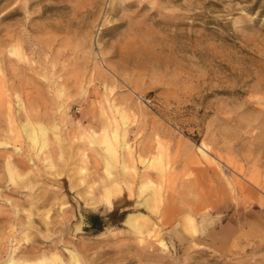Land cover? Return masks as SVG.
<instances>
[{
  "label": "rangeland",
  "instance_id": "rangeland-1",
  "mask_svg": "<svg viewBox=\"0 0 264 264\" xmlns=\"http://www.w3.org/2000/svg\"><path fill=\"white\" fill-rule=\"evenodd\" d=\"M72 254L264 264V0H0V264Z\"/></svg>",
  "mask_w": 264,
  "mask_h": 264
},
{
  "label": "bare ground",
  "instance_id": "bare-ground-1",
  "mask_svg": "<svg viewBox=\"0 0 264 264\" xmlns=\"http://www.w3.org/2000/svg\"><path fill=\"white\" fill-rule=\"evenodd\" d=\"M21 48V47H20ZM116 119V118H115ZM125 119V118H124ZM123 120V119H122ZM123 123H125V122H123ZM121 124H122V122H121ZM32 127V126H31ZM34 127V126H33ZM40 128V127H39ZM33 128H31L30 130H29V134H30V137L33 139V140H35V136H34V129L32 130ZM42 129V128H41ZM40 130V129H39ZM41 131V130H40ZM118 131V130H117ZM120 131H123V130H120ZM120 131H118V133L120 134ZM125 131V130H124ZM114 132V131H113ZM45 134V133H44ZM112 134V133H111ZM119 134H116V135H114L113 137H110L109 135V137H105V141H106V144H107V155H109L113 160H114V158H115V160H116V157H117V148H119L118 146L117 147H115L114 146V142L113 141H116L117 140V135H118V137H119ZM122 134V133H121ZM107 135V134H106ZM113 135V134H112ZM111 135V136H112ZM43 136V135H42ZM121 136V135H120ZM95 137V136H94ZM124 137H126V135L124 136ZM37 138V137H36ZM45 138V137H44ZM123 138V137H122ZM122 138H120V139H122ZM124 140H125V138H123ZM122 139V140H123ZM42 141H44V140H42ZM126 141V140H125ZM125 141H121V144L123 143V142H125ZM44 143H45V141H44ZM43 144V143H42ZM105 144V145H106ZM118 144V143H117ZM45 145V144H44ZM119 145H120V143H119ZM125 145V144H124ZM41 146H43V145H41ZM127 146V145H126ZM201 146V145H200ZM202 147V146H201ZM123 148V147H122ZM126 149H128V147L126 148ZM199 149V148H198ZM205 150V149H204ZM103 151H105V150H103ZM119 151H120V148H119ZM118 151V152H119ZM122 152V151H121ZM124 152H129V151H124ZM106 153V152H105ZM126 153H122L123 155L122 156H124V155H126ZM120 154V153H119ZM108 156V157H109ZM130 156V155H129ZM121 157V156H120ZM124 158V157H123ZM158 158V157H157ZM208 158V157H207ZM206 158V159H207ZM118 159V158H117ZM128 159H130V157L129 158H127V160ZM201 159V158H200ZM150 160V159H149ZM155 160V159H154ZM158 160V159H157ZM157 160H156V162H157ZM161 160V159H160ZM159 160V161H160ZM208 160V159H207ZM112 161V160H111ZM118 161H121V158L118 160ZM124 161V160H123ZM129 161H131V159L129 160ZM146 161V160H145ZM114 162V164H115V162L117 163V161H113ZM141 162H142V160H141ZM150 162V161H149ZM120 163V162H119ZM122 163H124V162H122ZM122 163H121V165H122ZM129 164V163H128ZM156 164V163H155ZM118 165V164H117ZM120 165V166H121ZM131 165V164H130ZM130 165H128V166H130ZM146 165H147V163H146ZM120 166H119V168H120ZM125 166H127V164L125 165ZM125 166L124 165H122L121 166V168H122V170H125ZM127 166V168H129ZM149 167V166H148ZM126 168V169H127ZM147 168V167H146ZM152 168V166L150 167V169ZM157 168V167H156ZM132 169H133V167H132ZM149 169V170H150ZM121 170V171H122ZM161 170V172H162V169H160ZM164 170V169H163ZM166 170V169H165ZM132 171H134V170H132ZM145 171V170H144ZM167 171V170H166ZM146 172V171H145ZM151 172V171H150ZM164 172V171H163ZM221 172V171H220ZM120 173V172H119ZM124 173V172H123ZM147 173V172H146ZM152 173V172H151ZM165 173V172H164ZM163 173V174H164ZM223 173V172H222ZM143 174H145V173H143ZM122 175V174H121ZM127 175V174H126ZM151 175V174H150ZM161 175V174H160ZM168 175V174H167ZM135 176V175H134ZM175 176V175H174ZM228 176V175H227ZM146 177H148V176H146ZM124 178V177H123ZM145 178V177H144ZM166 179H167V177H166ZM125 180V179H124ZM147 180V179H146ZM132 181V183H133V180H131ZM137 181V180H136ZM164 181V180H163ZM162 181V183H164ZM167 181V180H166ZM197 181V180H196ZM126 182V181H125ZM144 182H146V181H144ZM149 182V181H148ZM169 182V181H168ZM241 182V181H240ZM150 183V182H149ZM162 183H159V184H162ZM227 183V182H226ZM120 184H121V182H120ZM128 184V183H127ZM134 184V183H133ZM133 184H131V186H127V185H125V187L127 186V188H126V190L129 192V195H131V189L133 190V188H131V187H134L133 186ZM152 184V183H151ZM158 184V185H159ZM165 184V183H164ZM232 184V183H231ZM239 184V183H238ZM135 185V184H134ZM240 185V184H239ZM117 187H116V193H117V196H121V194L123 195V189H122V187H120L119 185H116ZM229 186H230V184H229ZM161 185L160 186H156L155 188L153 187H151V185L150 184H148L147 182L145 183V184H143V183H141V185H140V187H139V190L138 191H140V192H138L139 194H138V198H141L139 201H137V205L138 206H141L144 210H145V212H147L148 214H150V215H156V213H158V210L160 209V207L162 206V196H161ZM227 187V186H226ZM232 187V186H231ZM235 187V186H234ZM238 187V186H237ZM245 187V186H244ZM259 188V187H258ZM125 189V188H124ZM165 188L163 187V189H162V192H163V190H164ZM126 192V191H125ZM145 192H147V194H145L144 196H143V194L145 193ZM230 192V191H229ZM127 193V192H126ZM112 194L110 193V192H108V193H106V196H105V201H106V203L107 204H112V200H111V196ZM127 196H128V194H127ZM132 197V196H131ZM130 197V198H131ZM137 198V199H138ZM95 199V198H94ZM94 199H92L93 201H95ZM129 199V198H128ZM97 200V199H96ZM96 204H97V202H96ZM96 204H94V205H96ZM109 208H110V206H109ZM141 216H143V217H146L147 215H144V214H140ZM147 219V218H146ZM153 221V220H152ZM191 221H192V219H191V217H189L188 215H187V220H186V225H185V229L187 230V231H195L194 230V225L192 226V223H191ZM125 224L129 227V228H131V229H138L139 230V227H140V225H141V222H140V220H139V215L138 214H136V215H131L129 218L127 217V220H126V222H125ZM144 224V223H143ZM156 224V223H155ZM149 225H150V223H149ZM145 226V225H144ZM157 226V225H156ZM182 226V225H181ZM146 227V226H145ZM183 227V226H182ZM147 228V227H146ZM138 230H136V232L138 231ZM143 230V229H142ZM140 231V230H139ZM147 231V230H146ZM152 231L153 232H156V229L155 228H153V227H150V232L152 233ZM135 232V233H136ZM143 232V231H142ZM147 233H149V232H147ZM157 233V232H156ZM195 233V232H194ZM145 235V234H144ZM152 235V234H151ZM155 236H156V234H154ZM147 236V235H146ZM153 236V235H152ZM141 237V236H140ZM149 237H150V235H149ZM146 238H148V237H146ZM141 239V238H140ZM160 244H162V243H160ZM10 249V248H9ZM14 250V249H13ZM16 250V249H15ZM71 252V251H70ZM12 253H14L13 251H12ZM72 253V252H71ZM11 254V253H10ZM73 255V254H72ZM50 256V255H49ZM11 257V256H10ZM9 257V258H10ZM53 257V256H52ZM54 257H55V255H54ZM72 258H73V260H75V262L77 263V264H80V262L78 261V259L75 257V255H73V256H71ZM79 257V256H78ZM12 259H10V260H8V261H11L10 262V264H32V263H30V262H27V261H21V259H20V262H18V261H16V260H13V257H11ZM41 258H42V256H41ZM50 258H51V256H50ZM44 259H46L47 260V258H44ZM44 259L42 260V261H40L38 264H43V262H45L44 261ZM48 259H49V257H48ZM54 259H56V258H54ZM71 260V259H70ZM80 260V259H79ZM8 261L6 262V263H8ZM58 261H59V259H58ZM37 262V261H36ZM55 262H56V260H55ZM5 263V262H4ZM35 263V262H34ZM74 263V262H73ZM82 263V262H81ZM9 264V263H8ZM45 264H53V262H52V260H47L46 261V263ZM59 264V263H58ZM61 264H65V263H61ZM69 264V263H68ZM72 264V263H71Z\"/></svg>",
  "mask_w": 264,
  "mask_h": 264
}]
</instances>
